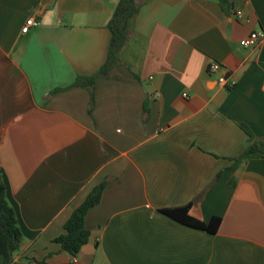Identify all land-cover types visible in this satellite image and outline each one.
I'll list each match as a JSON object with an SVG mask.
<instances>
[{
  "label": "crops",
  "instance_id": "0c3cea01",
  "mask_svg": "<svg viewBox=\"0 0 264 264\" xmlns=\"http://www.w3.org/2000/svg\"><path fill=\"white\" fill-rule=\"evenodd\" d=\"M227 1L136 0L90 110L74 82L106 61L118 0H0V175L23 234L14 264H264V156L231 169L251 144L238 121L264 141V0ZM28 16L40 23L23 33ZM252 31L263 37L246 47ZM102 181L71 256L54 239ZM188 203L218 229L160 212Z\"/></svg>",
  "mask_w": 264,
  "mask_h": 264
},
{
  "label": "trees",
  "instance_id": "16d2710c",
  "mask_svg": "<svg viewBox=\"0 0 264 264\" xmlns=\"http://www.w3.org/2000/svg\"><path fill=\"white\" fill-rule=\"evenodd\" d=\"M220 5L226 9L227 0H218ZM138 12L136 0H118L112 11L107 27L110 30L107 58L104 64L91 75L78 76L74 82L76 86L89 89L91 94V106L94 96V84L97 78L114 77L113 71L119 65V52L128 39L129 24ZM147 112V104L144 103ZM239 127L249 136L251 144L236 159L231 169H236L243 163L253 158L264 156V141L254 137L249 127L238 121ZM105 181L93 187L86 199L78 205L64 223V231L54 239L63 251L71 256H76L90 236V231L85 225V216L88 210L97 205L105 186ZM191 203L179 207L161 208L160 212L173 220L193 227L214 233L221 222L220 217L214 216L208 222L201 221L190 214ZM23 240V234L14 208L9 203L6 195V185L0 175V264H14L15 256L19 252Z\"/></svg>",
  "mask_w": 264,
  "mask_h": 264
},
{
  "label": "built area",
  "instance_id": "2783aa9c",
  "mask_svg": "<svg viewBox=\"0 0 264 264\" xmlns=\"http://www.w3.org/2000/svg\"><path fill=\"white\" fill-rule=\"evenodd\" d=\"M235 14L241 18L243 17V12L242 10H236ZM39 20L35 17V16H28L25 21L24 24L21 28V31L23 33H27L29 32V30L32 27H36L39 25ZM263 37V32L261 31H252L244 40H243V45L248 47V46H252L257 44L260 39ZM220 68V64L217 62H211L208 67H207V73H213L218 71ZM218 83L224 87H231L234 84L233 80H230L227 76L225 75H221L218 78ZM264 88V87H263ZM185 95V94H184Z\"/></svg>",
  "mask_w": 264,
  "mask_h": 264
}]
</instances>
